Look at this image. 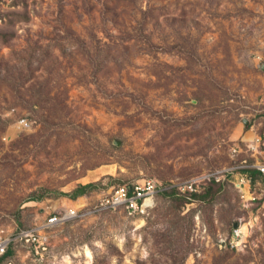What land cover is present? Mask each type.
<instances>
[{
    "label": "rangeland",
    "instance_id": "obj_1",
    "mask_svg": "<svg viewBox=\"0 0 264 264\" xmlns=\"http://www.w3.org/2000/svg\"><path fill=\"white\" fill-rule=\"evenodd\" d=\"M256 135L264 0H0V264H264ZM212 174L208 203L160 193ZM109 177L161 189L143 216L83 214ZM67 208L44 246L16 238Z\"/></svg>",
    "mask_w": 264,
    "mask_h": 264
},
{
    "label": "built area",
    "instance_id": "obj_2",
    "mask_svg": "<svg viewBox=\"0 0 264 264\" xmlns=\"http://www.w3.org/2000/svg\"><path fill=\"white\" fill-rule=\"evenodd\" d=\"M18 125L22 128L29 127V121L25 117H20L18 120ZM262 144L260 136L256 135L252 140H250V147L258 152V156L261 160L251 165V167L256 168L262 174H264V149L258 146ZM214 180L215 182H220V176L212 175H202L198 178L187 180L177 184V186H172L171 189L175 191L176 194L190 195L191 193L199 191L200 184H206ZM241 183L249 181V176L246 173H242L240 177ZM159 184H157L153 179L143 178L141 180L126 182L114 185L110 188V191L101 197L93 206L92 210H87L85 213H90L91 211H101L105 209H123L129 216H143L148 210L153 206V197L160 191ZM77 210L74 208H67L63 211H53L51 216L42 225L21 229L17 232L16 238L23 239L26 242L37 243L44 246L47 237L43 232L45 228L50 226L63 223L73 217H77ZM44 233V234H43ZM9 239L0 234V255H2L8 244Z\"/></svg>",
    "mask_w": 264,
    "mask_h": 264
},
{
    "label": "trees",
    "instance_id": "obj_3",
    "mask_svg": "<svg viewBox=\"0 0 264 264\" xmlns=\"http://www.w3.org/2000/svg\"><path fill=\"white\" fill-rule=\"evenodd\" d=\"M7 40H4V43H6ZM244 173H246L249 176V179L251 182H253L256 178L260 179L262 184L264 185V174H262L259 170L252 167H246L241 169ZM122 183L120 180H116L113 177H109V181L107 183ZM116 184V185H117ZM98 187V183L90 182L86 184L78 185L70 194H66L69 198H75L76 196L85 194L89 190L95 189ZM222 184L220 182H215L214 180H211L208 182V184L205 186V188L199 192L191 193L190 195L185 194H176L173 189H169L168 191H160L162 195H166L168 197H172L176 202L178 203H184V202H191V201H197V202H210L215 197V195L221 190ZM41 196H36L32 199L38 200ZM10 253L9 247L6 248L5 252L1 255V257H5Z\"/></svg>",
    "mask_w": 264,
    "mask_h": 264
},
{
    "label": "bare ground",
    "instance_id": "obj_4",
    "mask_svg": "<svg viewBox=\"0 0 264 264\" xmlns=\"http://www.w3.org/2000/svg\"><path fill=\"white\" fill-rule=\"evenodd\" d=\"M242 229H243V230L246 229V225H245V224L242 225ZM86 252H87V251H86Z\"/></svg>",
    "mask_w": 264,
    "mask_h": 264
},
{
    "label": "crops",
    "instance_id": "obj_5",
    "mask_svg": "<svg viewBox=\"0 0 264 264\" xmlns=\"http://www.w3.org/2000/svg\"><path fill=\"white\" fill-rule=\"evenodd\" d=\"M255 180H258V181H260V182H261V180H260V179H258V178H256ZM255 180H254V181H255ZM249 181H250V179H249ZM256 182H257V181H256ZM261 183H262V182H261ZM263 186H264V185H263Z\"/></svg>",
    "mask_w": 264,
    "mask_h": 264
}]
</instances>
